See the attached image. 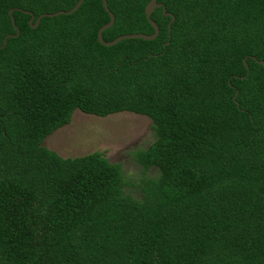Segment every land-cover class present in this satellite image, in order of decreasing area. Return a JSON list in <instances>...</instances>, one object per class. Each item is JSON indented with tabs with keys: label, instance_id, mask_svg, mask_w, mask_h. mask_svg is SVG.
<instances>
[{
	"label": "trees",
	"instance_id": "obj_1",
	"mask_svg": "<svg viewBox=\"0 0 264 264\" xmlns=\"http://www.w3.org/2000/svg\"><path fill=\"white\" fill-rule=\"evenodd\" d=\"M148 0H106V41L153 28ZM154 39L97 41L100 0L42 17L13 9L0 49V264H264V0H157ZM77 0H0L38 16ZM168 43L163 46V43ZM248 65V71L243 64ZM235 94V95H234ZM75 109L150 118L132 152L143 176L126 190L119 163L42 145ZM151 168L155 175H146Z\"/></svg>",
	"mask_w": 264,
	"mask_h": 264
},
{
	"label": "rangeland",
	"instance_id": "obj_2",
	"mask_svg": "<svg viewBox=\"0 0 264 264\" xmlns=\"http://www.w3.org/2000/svg\"><path fill=\"white\" fill-rule=\"evenodd\" d=\"M152 122L145 115L122 111L97 116L75 109L70 122L50 134L42 145L61 157H75L98 151L112 163H119L126 190L143 176L132 152L146 148L153 140ZM151 168L146 175H155Z\"/></svg>",
	"mask_w": 264,
	"mask_h": 264
},
{
	"label": "water",
	"instance_id": "obj_3",
	"mask_svg": "<svg viewBox=\"0 0 264 264\" xmlns=\"http://www.w3.org/2000/svg\"><path fill=\"white\" fill-rule=\"evenodd\" d=\"M82 1L83 0H77L76 4L73 7H71L70 9H68V10H57V11H54V12H42L41 14H39L36 17L33 14V12H31L29 10L20 9V8H10L9 11H8V14L10 16L11 23H12V26H13L15 32H9V33H7V34H5L3 36L2 43L0 44V49L5 46V44L7 42V39L9 37H17L19 35V33H20V29L15 24V21H14L13 15H12L13 9H16V10H19V11L24 12L26 14H29L28 24H29V26L31 28H35L39 24V22H40L42 17H53V16H56V15H59V14H71L80 6ZM100 1L102 3L103 9L107 12V14L109 16V20L105 24L101 25L98 28V30H97L96 38H97V41L100 44H102L104 46H111L113 44H116L120 40L126 39V38H142L144 40L154 39L157 36L159 29H158V25L150 17V15L158 7L161 8V13L164 16H170V20H169L168 25H167L168 39L170 38V25H171L172 21L174 20V16L172 15V13L166 12L165 6L163 5V3L158 2L157 0H148L147 3L144 6V15H145L147 21L150 23V25L153 28V32L152 33H150V34L142 33V32L126 33V34H120V35L116 36L114 39L109 40V41L104 40L102 38V31L107 29V28H109L113 24L114 15L109 10L106 0H100ZM167 43H168V40L163 43V46H165ZM252 58L254 60H256L259 64H261L264 67V61L263 60H258L255 57H252ZM242 61H243V64H244L246 70L248 71V65H247V63L245 61V58H243ZM263 81H264V78H263Z\"/></svg>",
	"mask_w": 264,
	"mask_h": 264
}]
</instances>
